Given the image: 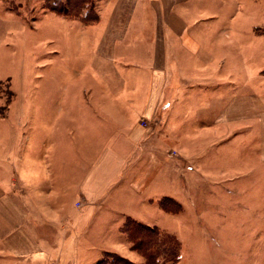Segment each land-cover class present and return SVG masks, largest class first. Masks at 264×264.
I'll return each mask as SVG.
<instances>
[{
	"label": "crops",
	"instance_id": "crops-1",
	"mask_svg": "<svg viewBox=\"0 0 264 264\" xmlns=\"http://www.w3.org/2000/svg\"><path fill=\"white\" fill-rule=\"evenodd\" d=\"M15 1L0 0V5ZM93 1L98 16L95 23L49 12L63 22L97 26L93 65L110 70L123 67L127 73L116 90L112 88L115 80L108 75L103 83L89 85L83 106L89 111L77 97H66L71 83L58 78L61 90L56 102L51 100L55 97H28L17 115L18 127L10 128L7 139L0 140V259L9 264H49L55 259L61 264H98L100 255L108 251L137 260L127 248L120 231L123 225L114 221L115 215L172 232L162 225L172 218L161 208V200L173 198L185 206L188 193L193 194L189 188L196 196L214 198L223 192L225 183L239 182L240 189L247 184V196L251 189L264 186V94L238 90L225 97L222 82L219 90L209 85L215 76L214 80L224 81V68L216 67L214 60L228 43L219 38L209 43L216 34L209 28L215 29L219 21L196 20L194 13L204 9L197 4L203 0ZM4 10L11 16L10 9ZM251 27L235 33L233 53L248 56L244 48L250 46V53L255 36L264 37V24ZM238 58L244 61L243 56ZM212 69L218 70L214 73ZM235 76L240 77V71ZM228 77L234 84L235 78ZM122 92L132 97L112 95ZM15 102L9 104L7 114L11 115ZM82 110L96 115L97 132L96 128L91 131L93 121L88 124L90 130L80 125ZM100 112L108 115L99 117ZM139 118L152 122L147 137L137 123ZM67 119L73 126L67 129L66 143ZM113 124L119 131L111 128ZM19 134L26 143L17 141ZM231 135L238 137L236 144L246 138L247 147L253 146V163L240 170L245 175L231 177L221 164L205 160L208 149L216 151ZM64 150L73 151L71 157ZM208 159L217 161L218 152ZM63 165L71 171H62ZM71 181L76 184H65ZM124 199L135 203L138 214L114 210ZM191 204L195 205L194 199ZM34 227L42 229L41 234H35Z\"/></svg>",
	"mask_w": 264,
	"mask_h": 264
},
{
	"label": "rangeland",
	"instance_id": "rangeland-1",
	"mask_svg": "<svg viewBox=\"0 0 264 264\" xmlns=\"http://www.w3.org/2000/svg\"><path fill=\"white\" fill-rule=\"evenodd\" d=\"M66 4L62 7L68 8ZM80 4L73 5L76 7L71 10L72 15L76 14L74 11H79L76 8L82 7L87 9L80 11V18L87 16L88 20L92 19L94 13L91 9L94 1L86 0ZM197 5L204 7V9L202 12L194 13L195 17L198 16L196 20L204 18L205 23L208 20L218 19L219 21L215 29L213 26L209 28L216 33L210 36L209 43L216 38H219L221 42L228 43L223 54H219L214 60L216 67L222 66L224 68V81L217 78L214 80L215 76L209 81V85H214L216 90H219V84L221 85L222 82L220 88L227 94L225 97L230 95L228 92L238 90L247 94H255V92L264 94V74L263 77L259 74V72L264 73V37L255 36L254 44L256 43V45L253 46L250 53V46L244 48L248 56L244 53H233L231 48L235 33L238 30L246 31L250 29L252 24L253 26L260 23L264 24V0H203ZM4 8L12 11L11 16L7 15ZM208 16L210 17L208 18ZM98 29L97 26L96 28L83 27L76 21L63 22L62 18L46 10L45 0H16L6 4V6L0 5V114L6 115L9 104L12 100L16 101L11 110V115L8 111L7 117L0 119V140L7 139L10 128L18 127V119L16 118L24 110L25 101L28 97H43L45 99L55 97L51 100L56 102L58 90H61L58 78H64L65 83H71L66 97H77L80 102H83H81L82 107L86 105L84 102L86 97H89L86 89L89 85L95 86V84L103 83L106 75L115 80L116 85L112 86L114 90L118 86L120 88L127 73L123 67L110 70L104 66L98 68L97 65H93L92 44ZM87 35L92 37L88 40L85 37ZM239 55L244 57V61H240ZM212 70L216 73L218 69ZM237 71H240V77L236 78ZM131 72L133 73V71ZM228 75L233 76V79L235 78L234 84H232L233 80H228ZM238 84L241 86H237ZM99 88L103 87L100 86ZM140 90L143 92L142 88ZM124 91L126 92V89ZM125 92L117 96L112 95L113 97H132ZM208 93H210V87H208ZM207 96L209 95L207 94ZM211 106L213 107V104ZM84 109L89 111L87 108ZM85 110L81 111L80 125L86 126L87 130H90L88 124L93 121L90 124L91 131L96 128L97 132V126L100 123L96 115L94 116ZM75 112L78 113L76 109ZM106 115H108L106 112H100L97 116L106 117ZM137 123L141 125L143 130L145 129L144 133L147 137L150 131L148 124L152 122L147 118H139ZM72 126L73 124L67 119L64 127L66 143L68 141L67 129ZM111 128L119 131V127L114 124ZM111 135L108 134L109 137H112ZM18 137V142L26 143L23 134H19ZM90 139L93 140L92 135H90ZM81 140L82 135H80ZM237 140L238 137L233 139L231 135L218 144L217 147H220L216 150L219 158L217 161L208 159L216 152V148H213L214 150L208 149L207 154H205L208 155V158L205 159L207 163L221 164L225 174L231 177L236 174L245 175V171L240 173V170L247 169L248 164L253 163L252 154H254V150L252 145L247 147L248 140L246 138L241 144H236ZM164 144L166 143L164 142ZM21 148H25V146H21ZM132 151L130 149L129 153ZM100 152L101 150L96 151L97 155ZM64 153H69L71 157L73 151L64 150ZM82 161L84 162V158ZM84 166L82 165L81 169ZM60 168L65 172L71 171L69 165H63ZM62 176L72 178L65 174ZM74 176L77 178V174ZM51 178L55 183V177L52 176ZM65 184L75 185L76 182H65ZM226 188L230 189L231 192L229 193ZM247 188L248 185L246 184L240 189L239 182L225 183L223 192L214 198L212 196H202V198L199 195L197 197L195 191L189 188L193 194L188 193L189 201L185 206L173 198L161 200V208L163 209L162 205L165 204L167 210L164 212L172 218L169 222L163 220L162 225L164 224L169 230L176 233L167 232L160 227L156 228L161 234L168 233L179 237L180 251L177 264H264V213L260 212V209L264 208V186L262 189H251L249 196H247L249 194ZM20 189L24 190V187L20 186ZM192 199L195 200L194 206L191 204ZM33 201L36 202V199L34 198ZM68 201L69 198L66 199V202ZM184 209L187 210L186 214L183 213ZM114 210L117 213L126 214L128 211H133L134 214L137 207L131 200L124 199L121 204L115 205ZM37 216L33 215L34 218ZM126 217L124 214L114 216V221L123 225L120 228L121 232L125 222L128 223L127 227L130 226L129 230L135 228L133 221L137 220ZM153 219H156L155 215H153ZM196 224L201 225V227H197ZM144 225L155 228L152 225ZM33 231L39 235L42 229L36 231V227H34ZM43 232L50 237L49 231L44 229ZM140 234L134 230L132 235L138 237ZM124 235L128 243L127 248L134 253L137 260L124 258L126 262H120V255L108 251L101 254L96 263L101 261L98 264H110V262L113 264H167L169 262L170 258L165 256L155 257L153 260L144 257L145 248L140 249L141 253L134 251L133 247L135 246L130 240L131 234ZM141 237L146 240L145 244H149L152 239L147 231H144ZM153 237L154 240L158 239ZM95 258H99L98 254ZM157 259H159V263H156ZM3 260V258L0 259V264L10 263ZM49 264L61 263L55 259Z\"/></svg>",
	"mask_w": 264,
	"mask_h": 264
},
{
	"label": "trees",
	"instance_id": "trees-1",
	"mask_svg": "<svg viewBox=\"0 0 264 264\" xmlns=\"http://www.w3.org/2000/svg\"><path fill=\"white\" fill-rule=\"evenodd\" d=\"M83 1H86V0H56V1L45 0V8L48 11H52L66 18L80 20L84 24L95 23L98 20V16L95 12L94 4H92V9H91L92 12L94 13V16L92 19L88 20L87 16L85 17L82 16L83 18H80L79 16L81 15L80 11L87 9V8H82V7L76 8V10L79 9V11H74L76 12V14L72 15L71 10L74 9V7H76V6L73 7V5H81L80 3H82ZM65 3H67L66 5L68 6V8L62 7V5H64ZM5 116H6L5 114H0V118H3ZM162 207L164 211L167 210L165 204H163ZM133 222L135 224V228H133L132 230L131 229L129 230L130 226L127 227L128 223L125 222L124 228L122 227V230H123L122 232L126 235L131 234L132 238L130 240H131V243L135 246L133 247L134 251L140 252L141 248H145V250L143 251V256L146 258L153 260L155 257L165 256V257L170 258L168 262L170 264H177L179 262L180 241L175 235L168 234V233L161 234L160 231L156 227L150 228L144 225L143 223H140L137 221H133ZM134 230L137 233H141V234H143L144 231L149 232V234L152 236V239L149 242V244H145L146 240L143 237H141V234L138 237L136 236L134 237L132 235ZM153 236H155L158 239L154 240ZM113 258H116V257L113 256ZM113 258L112 260H114ZM158 260L159 259L156 260V263H159ZM119 261L126 262L124 258L122 257L119 258ZM110 264H113V263L110 262Z\"/></svg>",
	"mask_w": 264,
	"mask_h": 264
}]
</instances>
